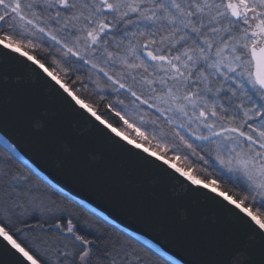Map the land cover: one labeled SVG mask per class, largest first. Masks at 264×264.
Returning a JSON list of instances; mask_svg holds the SVG:
<instances>
[{
	"label": "snow or ice",
	"instance_id": "1",
	"mask_svg": "<svg viewBox=\"0 0 264 264\" xmlns=\"http://www.w3.org/2000/svg\"><path fill=\"white\" fill-rule=\"evenodd\" d=\"M76 69L72 83L87 92L90 82L105 114L69 86ZM23 79L59 86L105 141L139 157L110 131L178 174L163 170L157 180L170 195L153 200L157 223L189 254L181 264H264V0H0V124L26 121L48 143L64 140L71 158L81 138L42 110ZM109 92L117 99L104 103ZM197 194L206 200L194 201L199 225L181 203ZM68 200L30 175L0 172V264H149Z\"/></svg>",
	"mask_w": 264,
	"mask_h": 264
},
{
	"label": "water",
	"instance_id": "2",
	"mask_svg": "<svg viewBox=\"0 0 264 264\" xmlns=\"http://www.w3.org/2000/svg\"><path fill=\"white\" fill-rule=\"evenodd\" d=\"M10 70L15 73L19 69L11 65ZM12 78L15 81L14 74ZM45 79L50 81L48 77ZM19 83L30 95L42 101V110H47L50 117L59 121L65 131L71 130L73 135L80 137L82 143H77L73 157L65 158L64 140L50 144L42 138L39 130L30 131L26 121H12L0 124V145L50 186L61 190L108 223L152 248L167 260L174 259L177 264H181L182 260L186 262L190 258L189 254L177 242L174 230H163L157 223V204L153 200L155 193L161 201L170 195L167 182L158 183L157 180L164 176L163 170L173 172L176 176L178 174L142 150L127 145L110 131L108 135L113 140L119 141L126 149H131L132 153H139V157L153 161V164H147L139 157L112 145L110 141H105L100 132L103 126L79 106H75L76 110L73 111L74 102L69 104L70 98L59 86L49 89L30 79H23ZM33 87L41 89L42 95L33 90ZM9 95L19 97L21 93L10 88ZM2 103L3 98H0V104ZM60 158L65 159L63 169L56 165V160ZM164 179L167 180L166 177ZM200 192L215 195L208 189H200ZM196 199L202 204L206 203L205 198L198 194L181 203L194 211V224L199 225L204 213L194 203ZM171 216L172 210L169 208V219Z\"/></svg>",
	"mask_w": 264,
	"mask_h": 264
},
{
	"label": "trees",
	"instance_id": "3",
	"mask_svg": "<svg viewBox=\"0 0 264 264\" xmlns=\"http://www.w3.org/2000/svg\"><path fill=\"white\" fill-rule=\"evenodd\" d=\"M38 56H42L40 54H37ZM75 74H70V79L68 81L69 86L73 87L79 95L82 96L87 102L93 103L95 106H97L98 111L101 114L106 113V109L104 108V104L99 101L97 96L93 94V89L90 84L85 80V83L88 85V91L85 92L81 87L79 83H72V78H74ZM109 101L108 97L107 100L104 103H107ZM106 118L110 119L114 125L116 123L117 118L112 116L110 113L106 115ZM122 124H120L121 126ZM122 127V126H121ZM9 169L12 172L16 173H24L26 175H30L33 185L39 187L40 190H44L45 188H54L50 186L47 182H45L43 179H41L38 175H36L30 168H28L25 164H23L21 161H19L15 156H13L7 149L2 147L0 145V172H2L4 169ZM209 171L211 172L212 169L209 168ZM226 187H232L231 184L227 185ZM55 189V188H54ZM239 188H233V193L239 192ZM62 196H67L62 193ZM68 201H63L69 208H74L77 212L81 213L83 216L90 219L94 225L99 226L100 228L104 229L110 237L118 242H128L131 244V247L135 249L137 252H139L144 259L149 261V264H164V261L167 260L163 256H161L159 253H157L152 248L148 247L147 245L143 244L142 242L136 240L135 238L131 237L130 235L126 234L124 231L120 230L116 226L108 223L101 217L97 216L93 212L89 211L87 208L70 198ZM71 201V203H69ZM151 249V251H148Z\"/></svg>",
	"mask_w": 264,
	"mask_h": 264
},
{
	"label": "rangeland",
	"instance_id": "4",
	"mask_svg": "<svg viewBox=\"0 0 264 264\" xmlns=\"http://www.w3.org/2000/svg\"><path fill=\"white\" fill-rule=\"evenodd\" d=\"M36 54H40V55H42V56H45L46 54H44V53H40V52H37ZM50 59V58H49ZM73 74H75V75H77V74H82V70H80V69H76L75 70V72H73ZM73 79V78H72ZM87 81V80H86ZM88 82V81H87ZM88 84H90V86H92L91 85V83L90 82H88ZM93 94H94V92H93ZM107 97H108V99H109V101H111V102H115L116 101V99H117V96H116V94L115 93H111V92H109L108 94H107ZM121 99H125V103L127 104L128 103V99H126V98H124V97H120ZM118 107H120V106H118ZM125 111L126 112H131V108H128V109H125ZM130 118H133L132 116H130ZM138 122V121H137ZM121 124H122V122H121ZM122 127H123V125H121ZM142 127H146L147 128V130L148 131H151V125H147V126H143L142 125ZM129 132H131V130H128ZM132 135H135L134 133H131ZM185 152L187 151V150H184ZM169 155H171V153H169ZM190 160H192L197 166H200V163L201 162H199L198 160H197V158L196 157H190ZM181 163H183V162H181ZM211 169V168H210Z\"/></svg>",
	"mask_w": 264,
	"mask_h": 264
}]
</instances>
